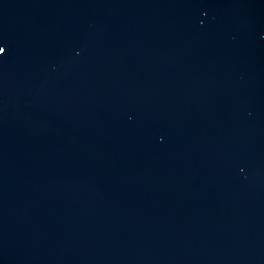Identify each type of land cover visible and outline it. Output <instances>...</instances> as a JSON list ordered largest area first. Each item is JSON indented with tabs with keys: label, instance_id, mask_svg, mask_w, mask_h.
<instances>
[{
	"label": "water",
	"instance_id": "obj_1",
	"mask_svg": "<svg viewBox=\"0 0 264 264\" xmlns=\"http://www.w3.org/2000/svg\"><path fill=\"white\" fill-rule=\"evenodd\" d=\"M0 264H264V0H0Z\"/></svg>",
	"mask_w": 264,
	"mask_h": 264
},
{
	"label": "snow or ice",
	"instance_id": "obj_2",
	"mask_svg": "<svg viewBox=\"0 0 264 264\" xmlns=\"http://www.w3.org/2000/svg\"><path fill=\"white\" fill-rule=\"evenodd\" d=\"M6 54V46L3 44H0V55Z\"/></svg>",
	"mask_w": 264,
	"mask_h": 264
}]
</instances>
